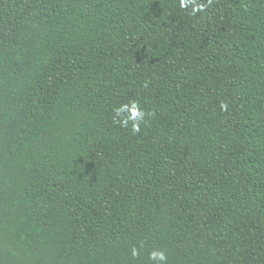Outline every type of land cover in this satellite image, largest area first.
Wrapping results in <instances>:
<instances>
[{
    "label": "trees",
    "instance_id": "obj_1",
    "mask_svg": "<svg viewBox=\"0 0 264 264\" xmlns=\"http://www.w3.org/2000/svg\"><path fill=\"white\" fill-rule=\"evenodd\" d=\"M0 264H264V0H0Z\"/></svg>",
    "mask_w": 264,
    "mask_h": 264
},
{
    "label": "clouds",
    "instance_id": "obj_2",
    "mask_svg": "<svg viewBox=\"0 0 264 264\" xmlns=\"http://www.w3.org/2000/svg\"><path fill=\"white\" fill-rule=\"evenodd\" d=\"M192 2V0H181V7H186L188 3ZM204 5L200 4V5H196L194 4L193 6V13H195L196 11H201L203 10ZM125 108H127V106H123L119 109H117V112H123L125 110ZM143 112L140 111L135 104L132 107V118L136 119L139 118L140 120L143 119ZM124 123L126 124V121H124ZM134 131H139V127L138 124L134 125ZM133 255H138L137 250L134 248L133 249ZM150 259L154 260V261H165L167 259L165 253L163 251H159V250H153L150 253Z\"/></svg>",
    "mask_w": 264,
    "mask_h": 264
}]
</instances>
